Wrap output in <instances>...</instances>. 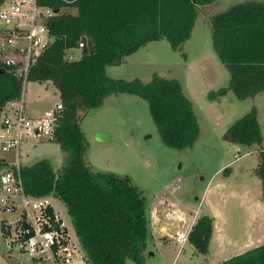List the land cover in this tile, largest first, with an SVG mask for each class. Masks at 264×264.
Wrapping results in <instances>:
<instances>
[{
  "label": "trees",
  "instance_id": "obj_1",
  "mask_svg": "<svg viewBox=\"0 0 264 264\" xmlns=\"http://www.w3.org/2000/svg\"><path fill=\"white\" fill-rule=\"evenodd\" d=\"M217 1L38 0L56 13L46 20L49 42L30 66L27 81L48 80L57 90L62 108L55 116L51 139L66 156L58 172L49 160L40 159L22 164L20 174L28 195H50L63 203L88 264H125L127 259L145 264L151 228L145 199L127 175L94 171L86 164L87 142L79 111L99 106L111 93H134L147 101L164 144L190 147L199 124L177 79L158 74L147 82L114 78L105 74L104 67L119 63L152 40L164 38L172 49H179L191 35L198 9ZM210 20L212 47L229 81L209 92L208 98L231 92L245 99L264 92V1L234 3L218 9ZM22 89V79L0 60V110L18 99ZM225 138L245 147L259 146L253 171L261 181L264 203V148L254 106L232 123ZM212 225L208 214L199 215L191 225L187 238L196 251L207 253ZM220 264H264V242Z\"/></svg>",
  "mask_w": 264,
  "mask_h": 264
},
{
  "label": "rangeland",
  "instance_id": "obj_2",
  "mask_svg": "<svg viewBox=\"0 0 264 264\" xmlns=\"http://www.w3.org/2000/svg\"><path fill=\"white\" fill-rule=\"evenodd\" d=\"M242 1L218 0L200 7L191 35L179 49H172L164 38L152 40L119 63L104 67L105 74L114 78L147 82L158 74L177 79L199 124L198 137L190 147L177 149L164 144L147 101L134 93H111L99 106L79 111V126L87 142L86 164L94 171L127 175L145 199L150 228L152 219L162 214L161 222L152 224L145 264H220L264 242V214L257 205V201L264 205L261 181L253 171L259 146L245 147L225 138L232 123L254 106L262 135L260 147L264 148V92L245 99L231 92L215 100L208 98L209 92L229 81V73L212 47L210 16ZM23 99L27 112L41 115L54 108L58 93L48 80L27 81ZM7 156L14 159L13 154ZM65 156L57 142L42 136L25 139L19 159L23 165L47 159L58 172ZM50 202L73 235L63 203L52 196ZM177 208L182 212L179 220L174 216ZM202 214L213 218L207 253L196 251L188 238L176 241V232L187 237ZM1 215L11 220L15 216ZM3 241L0 237V264H22L27 259L19 252L7 253ZM125 264L135 263L127 259Z\"/></svg>",
  "mask_w": 264,
  "mask_h": 264
},
{
  "label": "built area",
  "instance_id": "obj_3",
  "mask_svg": "<svg viewBox=\"0 0 264 264\" xmlns=\"http://www.w3.org/2000/svg\"><path fill=\"white\" fill-rule=\"evenodd\" d=\"M54 13L56 10L38 0L0 3V60L23 84L21 96L0 110V237L7 253L27 256L22 264H88L75 233H70L54 209L50 195H28L20 174L22 142L28 137L52 138L55 116L62 108L58 101L44 114L29 115L23 99L29 68L49 42L46 20ZM82 46L79 42L78 47ZM2 213L16 217L11 220ZM186 238L176 232V241Z\"/></svg>",
  "mask_w": 264,
  "mask_h": 264
},
{
  "label": "crops",
  "instance_id": "obj_4",
  "mask_svg": "<svg viewBox=\"0 0 264 264\" xmlns=\"http://www.w3.org/2000/svg\"><path fill=\"white\" fill-rule=\"evenodd\" d=\"M28 114L29 115H33V114H30L29 112H28ZM219 187V186H218ZM247 191H249V190H247ZM208 192V191H207ZM248 193V192H247ZM257 205H258V209H259V211L261 212V214H264V205H262V204H260L258 201H257ZM177 211H179V212H181L180 211V209L179 208H177ZM176 211V213H175V217H177V219L179 220L180 218H182V212L179 214V212H177ZM166 215V214H165ZM161 216H162V214H158L155 218H153L152 219V224L153 223H159V222H161L160 220H161ZM168 216L170 217V214H168ZM151 217H152V215H151ZM173 217V216H172ZM151 224V236H152V234H153V225ZM165 230V228L163 227V228H161V231H164Z\"/></svg>",
  "mask_w": 264,
  "mask_h": 264
},
{
  "label": "water",
  "instance_id": "obj_5",
  "mask_svg": "<svg viewBox=\"0 0 264 264\" xmlns=\"http://www.w3.org/2000/svg\"><path fill=\"white\" fill-rule=\"evenodd\" d=\"M100 135V137L102 136V134H99Z\"/></svg>",
  "mask_w": 264,
  "mask_h": 264
},
{
  "label": "bare ground",
  "instance_id": "obj_6",
  "mask_svg": "<svg viewBox=\"0 0 264 264\" xmlns=\"http://www.w3.org/2000/svg\"><path fill=\"white\" fill-rule=\"evenodd\" d=\"M224 219V218H223Z\"/></svg>",
  "mask_w": 264,
  "mask_h": 264
}]
</instances>
